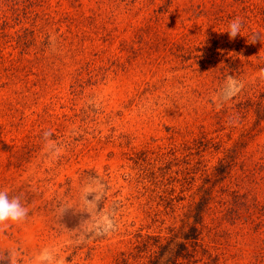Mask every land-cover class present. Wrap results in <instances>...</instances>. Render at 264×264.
<instances>
[{"label": "rangeland", "instance_id": "1", "mask_svg": "<svg viewBox=\"0 0 264 264\" xmlns=\"http://www.w3.org/2000/svg\"><path fill=\"white\" fill-rule=\"evenodd\" d=\"M27 12L9 33L34 32L0 50V191L27 209L0 225V264H114L182 238L203 183L199 241L177 264H264V0Z\"/></svg>", "mask_w": 264, "mask_h": 264}, {"label": "trees", "instance_id": "2", "mask_svg": "<svg viewBox=\"0 0 264 264\" xmlns=\"http://www.w3.org/2000/svg\"><path fill=\"white\" fill-rule=\"evenodd\" d=\"M27 2L28 0H0V50L4 43L15 41L20 44L29 31L34 32V29L21 26L16 31L17 36L9 33L10 29L20 26L24 23V19L28 17ZM194 144L186 145L185 149H194ZM230 164L229 160L226 161L222 158L219 165L215 166L212 175L217 179L225 178ZM205 174L208 175L209 173ZM198 192L201 193V197L195 207V222L189 231L183 233L182 238L174 233L166 237L164 241L153 237V241L151 237L148 240L143 239L140 252H138L136 246L132 250L124 251L120 253L114 264H177L179 258L187 259V255L191 250L190 246L196 245V242L199 241L201 227L198 224L200 220L202 222V217L212 200V186L203 183L198 187ZM137 244V247L140 246V242ZM138 248L140 249V247Z\"/></svg>", "mask_w": 264, "mask_h": 264}, {"label": "clouds", "instance_id": "3", "mask_svg": "<svg viewBox=\"0 0 264 264\" xmlns=\"http://www.w3.org/2000/svg\"><path fill=\"white\" fill-rule=\"evenodd\" d=\"M242 27L239 17L232 20L227 31L229 38L235 39L240 34ZM26 216L27 209L21 204L19 197L9 198L7 192L0 191V225L22 221Z\"/></svg>", "mask_w": 264, "mask_h": 264}]
</instances>
